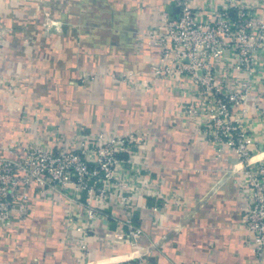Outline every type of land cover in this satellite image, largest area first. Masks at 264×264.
<instances>
[{"label":"crops","instance_id":"obj_1","mask_svg":"<svg viewBox=\"0 0 264 264\" xmlns=\"http://www.w3.org/2000/svg\"><path fill=\"white\" fill-rule=\"evenodd\" d=\"M167 11L162 0H0V157L18 158L27 142L67 146L80 125L139 132L148 140L133 160L148 162L140 178L160 191L138 198V241L115 220L112 202L108 217L88 221L81 194L70 226L58 193H32L28 212H12L0 235V264H255L242 226L244 164L226 146L218 153L197 118L182 113L191 94L153 78L159 55L146 36ZM103 71L125 77L82 81ZM131 74L154 88L129 84ZM263 110L257 78L233 108L249 128L253 160L264 158Z\"/></svg>","mask_w":264,"mask_h":264},{"label":"built area","instance_id":"obj_2","mask_svg":"<svg viewBox=\"0 0 264 264\" xmlns=\"http://www.w3.org/2000/svg\"><path fill=\"white\" fill-rule=\"evenodd\" d=\"M162 1L171 12H162L158 26L146 36L159 55L153 78H167L180 95L191 94L194 99L182 113L197 118L204 140L218 153L226 146L244 164L246 179L241 187L247 204L242 226L252 235L245 244L255 264H264V158L253 160L249 128L233 112L254 89L255 79L264 82V0ZM102 76L125 77L115 71L90 72L82 75V81ZM137 77L131 74L126 79L135 87L154 88ZM3 84L6 81L0 79ZM147 140L139 132H94L80 125L67 146L61 140L63 146L57 147L27 142L18 158L0 157V235L10 225L12 212H28L32 193L46 198L58 193L70 226L79 197L86 194L88 221L108 217L103 208L112 202L118 215L113 217L125 227L129 240L138 241L143 231L132 222L138 198L145 191L160 195L154 181L140 178L148 162L133 160Z\"/></svg>","mask_w":264,"mask_h":264}]
</instances>
